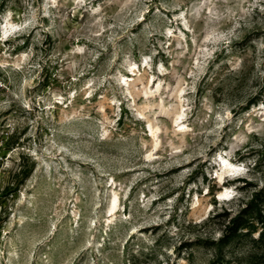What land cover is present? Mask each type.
Wrapping results in <instances>:
<instances>
[{"label": "rangeland", "instance_id": "374dc122", "mask_svg": "<svg viewBox=\"0 0 264 264\" xmlns=\"http://www.w3.org/2000/svg\"><path fill=\"white\" fill-rule=\"evenodd\" d=\"M0 264H264V0H0Z\"/></svg>", "mask_w": 264, "mask_h": 264}]
</instances>
